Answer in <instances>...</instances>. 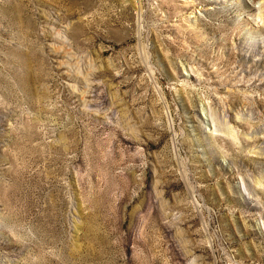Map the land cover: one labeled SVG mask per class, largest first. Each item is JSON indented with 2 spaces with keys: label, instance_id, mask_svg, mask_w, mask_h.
<instances>
[{
  "label": "rangeland",
  "instance_id": "obj_1",
  "mask_svg": "<svg viewBox=\"0 0 264 264\" xmlns=\"http://www.w3.org/2000/svg\"><path fill=\"white\" fill-rule=\"evenodd\" d=\"M0 264H264V0H0Z\"/></svg>",
  "mask_w": 264,
  "mask_h": 264
},
{
  "label": "bare ground",
  "instance_id": "obj_2",
  "mask_svg": "<svg viewBox=\"0 0 264 264\" xmlns=\"http://www.w3.org/2000/svg\"><path fill=\"white\" fill-rule=\"evenodd\" d=\"M252 1H254V0H252Z\"/></svg>",
  "mask_w": 264,
  "mask_h": 264
}]
</instances>
